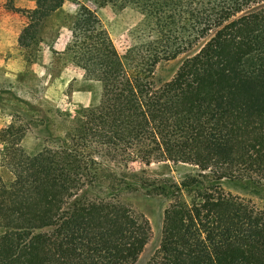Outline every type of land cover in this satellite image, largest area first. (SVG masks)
<instances>
[{"label": "trees", "instance_id": "obj_1", "mask_svg": "<svg viewBox=\"0 0 264 264\" xmlns=\"http://www.w3.org/2000/svg\"><path fill=\"white\" fill-rule=\"evenodd\" d=\"M65 1L18 9L29 20L19 45L38 42ZM88 3L138 10L151 34L120 53ZM71 30L96 89L61 111L56 142L0 180V264H137L151 224L122 196L139 189L167 200L146 264H264V208L223 186L264 196V0H83ZM182 54L157 84V65ZM13 127L0 130V156ZM133 162L193 170L178 181Z\"/></svg>", "mask_w": 264, "mask_h": 264}, {"label": "rangeland", "instance_id": "obj_2", "mask_svg": "<svg viewBox=\"0 0 264 264\" xmlns=\"http://www.w3.org/2000/svg\"><path fill=\"white\" fill-rule=\"evenodd\" d=\"M81 2L83 0H66L42 20L38 42L22 47L18 37L29 20L27 14L18 9H33L36 0H0V130L14 124L10 132L14 144L6 155L0 156L2 181L16 179L34 152L56 142L57 138L50 140V137L52 134L57 137L61 131L64 110L74 111L78 105H87L92 100L95 84L85 79L76 34L71 30ZM88 4L96 10L100 25L108 31L120 53L130 46L140 45L151 34L144 28L143 16L138 10L116 11L111 6L96 8ZM94 26L91 24L92 28ZM185 56L162 60L155 70L157 84L168 80ZM1 147L2 144L0 150ZM130 165L135 170L145 168L150 175H167L178 181L193 170L190 164L172 162H152L149 166L133 162ZM223 186L264 208L263 193H254L249 185L225 180ZM122 199L150 221V238L137 263L146 264L161 241L167 200L147 194L143 189L126 193Z\"/></svg>", "mask_w": 264, "mask_h": 264}]
</instances>
